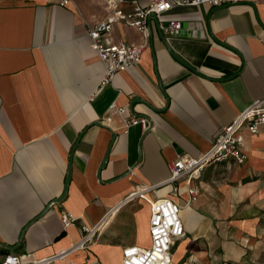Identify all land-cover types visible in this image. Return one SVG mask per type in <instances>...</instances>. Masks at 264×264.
<instances>
[{"label": "crops", "instance_id": "1", "mask_svg": "<svg viewBox=\"0 0 264 264\" xmlns=\"http://www.w3.org/2000/svg\"><path fill=\"white\" fill-rule=\"evenodd\" d=\"M60 1L0 0V262L8 252L35 259L68 248L81 222L107 216L97 239L69 259L122 264L124 247L150 244L149 204L131 195L154 186L147 198L172 196L181 208L175 262L264 264V129L242 131V164L227 159L201 172L195 200L183 182L178 196L167 182L169 161L201 155L264 100V0L173 6L149 20L146 39L115 22L111 41L147 45L105 86L87 30L107 17L106 0ZM170 20L182 29L166 32ZM113 102L148 127L124 134ZM62 211L78 219L63 228Z\"/></svg>", "mask_w": 264, "mask_h": 264}, {"label": "built area", "instance_id": "2", "mask_svg": "<svg viewBox=\"0 0 264 264\" xmlns=\"http://www.w3.org/2000/svg\"><path fill=\"white\" fill-rule=\"evenodd\" d=\"M236 0H151L147 5L141 6L134 1L128 0H106L107 17L93 25L87 30L90 38V48L97 54L103 64V75L99 86L111 83L120 71L140 62L142 53L147 45L146 42L132 45L124 42H113L110 40V32L115 22H122L129 27L135 28L142 33L146 39L149 35V15L159 17L173 6H218L221 4L235 2ZM69 0H61L60 5H67ZM128 7V9H126ZM182 29V23L170 20L165 31L175 34ZM108 111H113L121 118V130L127 134L132 125L140 124L143 129L148 127L146 119L127 113L122 106L114 102L108 106ZM110 127L112 118L106 116L102 121ZM264 129V100L252 101L240 113H238L230 124L223 126L210 147L197 157L181 156L168 162L170 175L167 182L172 185L171 193L180 194V183H184L189 198L195 200L198 195V185L195 181L200 178L201 172L210 165L217 162L232 159L237 164H242L245 159L243 151L242 131L257 133ZM154 186H141L132 192L131 196H137L149 204L148 234L150 244L147 247L137 245L126 246L121 252L122 264H178L173 259V247L178 240L185 235V227L180 216V205L172 196H164L159 199L149 200L147 191ZM63 228L74 224L78 219L68 211H62L59 215ZM107 219L105 216L98 223L90 226L81 222L82 236L68 248L56 253L28 259L25 255L8 252L0 264H55L64 261L67 264L76 263L69 256L76 250L86 249L90 243L97 239ZM80 245V246H79Z\"/></svg>", "mask_w": 264, "mask_h": 264}, {"label": "water", "instance_id": "3", "mask_svg": "<svg viewBox=\"0 0 264 264\" xmlns=\"http://www.w3.org/2000/svg\"><path fill=\"white\" fill-rule=\"evenodd\" d=\"M222 6H223V5H222ZM150 19H154V20H155L156 18H155V16H154L153 14H151V15H149V20H150ZM148 32H149V31H148ZM159 34H160V36H161V39H163V42H164V35H163V33H162L161 31H159ZM164 44H165V42H164ZM172 55H173L177 60L181 61V60H180L175 54L172 53ZM181 62H182V61H181ZM112 135L114 136V135H115V132H113ZM67 182H68V177H67V179H66V185H67ZM62 198H63V195H62V197H60L59 199H57V200L52 201L51 203H49L48 207H46V209H44V211L41 213V215H39L36 219H38L39 217L43 216L44 213L48 210V208H49L50 206H52V205H54L55 203L59 202ZM36 219H35V220H36Z\"/></svg>", "mask_w": 264, "mask_h": 264}, {"label": "rangeland", "instance_id": "4", "mask_svg": "<svg viewBox=\"0 0 264 264\" xmlns=\"http://www.w3.org/2000/svg\"><path fill=\"white\" fill-rule=\"evenodd\" d=\"M172 250H173V252H175V251H176V249H175V251H174V248H173ZM176 253L179 255V250H178V251H176ZM179 260H181V258H180Z\"/></svg>", "mask_w": 264, "mask_h": 264}, {"label": "bare ground", "instance_id": "5", "mask_svg": "<svg viewBox=\"0 0 264 264\" xmlns=\"http://www.w3.org/2000/svg\"><path fill=\"white\" fill-rule=\"evenodd\" d=\"M148 199H149V198H148ZM149 200H151V199H149ZM106 222H107V219H106L105 223H106ZM105 223H104V225H105ZM102 228H103V227H102ZM93 242H94V241H93ZM93 242H92V243H93ZM90 244H91V243H90ZM90 244H89V245H90ZM79 246H80V245H79ZM148 246H149V245H148ZM172 256H173V255H172Z\"/></svg>", "mask_w": 264, "mask_h": 264}]
</instances>
